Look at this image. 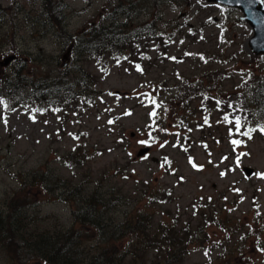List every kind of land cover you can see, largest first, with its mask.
<instances>
[{
	"label": "rangeland",
	"instance_id": "obj_1",
	"mask_svg": "<svg viewBox=\"0 0 264 264\" xmlns=\"http://www.w3.org/2000/svg\"><path fill=\"white\" fill-rule=\"evenodd\" d=\"M61 2L69 36L87 34L98 23L122 25L128 16L135 27H151L152 22L156 37L167 43H150L146 58L139 50L133 60L99 63L82 52L64 59L70 41L62 40L51 24L45 0H0V210L23 182L36 191L40 178L49 174L62 189L53 187L44 196L37 191L40 205L29 214L53 233L74 227L73 211L97 189L106 198L116 197L105 235L89 232L87 254L106 241L126 248L130 241L120 240L122 223L134 210L156 215V227L179 219L180 224L192 220L198 228L201 214L214 213L225 229L205 227L208 238L201 237L204 241L186 264H264V136L256 133L241 141L234 117L235 104L250 98L245 88L249 78L264 83V58L254 62L249 46L253 30L241 21V11L207 0ZM12 56L17 61L1 66ZM80 69L96 83L90 97L70 109L50 108L39 93L33 94L29 80L75 82L83 76ZM16 72L24 87L8 95L5 81L15 84ZM199 85L222 106L194 114L205 108L203 95L188 110L180 104L179 114L192 116L183 130L163 111L184 89ZM197 123L206 128L196 129ZM159 127L162 136L155 131ZM147 147L150 153L139 157ZM244 167L255 169L254 176L248 178ZM79 185L82 189H75ZM235 226L231 236L228 230ZM28 259L25 264H45ZM0 264H8L2 244Z\"/></svg>",
	"mask_w": 264,
	"mask_h": 264
},
{
	"label": "trees",
	"instance_id": "obj_2",
	"mask_svg": "<svg viewBox=\"0 0 264 264\" xmlns=\"http://www.w3.org/2000/svg\"><path fill=\"white\" fill-rule=\"evenodd\" d=\"M64 11L61 0H56V2L45 0L47 17L53 27L63 34L62 40L70 41L73 53L82 52L99 63L107 58L119 61L126 57L128 60H133L135 55H139V50L143 52L141 58H146L149 56L150 43L158 41L159 45L167 43L165 38L156 37V28L152 22L151 27L148 25L135 27L131 17L128 16L127 22L122 25L116 21H112L109 25L98 23L87 34L72 37L66 32L67 17ZM144 36H147L146 41L142 39ZM144 46H147L146 51H144ZM167 46L168 44L164 48ZM253 58L258 65L264 57L254 56ZM255 70L259 73L258 67ZM81 71H83V76L77 78L75 82L55 79L43 82L29 80L33 94L39 93L41 100H44L50 108L66 111L80 99H88L91 90H94L96 82H94L93 75L85 70ZM12 80L16 81L15 84H12L9 79L5 81L4 89L8 95L24 87L23 76L19 72H16ZM245 88L248 89L250 98L244 96L240 102L235 104L236 109L234 110V117L241 121L242 133L251 128L258 129L264 126V83H256L253 78H249L248 86ZM204 89L203 85L196 86L194 89H184L176 101L170 105L166 104L163 116L171 123L178 120L184 130L188 127L192 116L179 114L180 104L184 110H188L191 108V103L204 97L201 106L204 105L205 108L195 109L193 113L207 114L217 110L216 107L221 102L213 101L209 95L205 96ZM196 125V129L206 128L205 123ZM165 127H169V124ZM158 133L163 135L161 129ZM256 133L260 132H252L251 137L253 138ZM246 138L248 137L243 135L240 140L243 141ZM33 179H37L36 173L33 174ZM40 180L42 181L41 186L39 189L36 188V191L32 184L23 182L6 207L0 210V244L3 245L7 254L8 264H25L29 261V257L38 258L45 264H186L187 257L193 248L204 241L201 237L208 238L204 231L205 227L213 225L225 229L226 224L216 220L214 213H211V216L207 213L201 214L203 223L198 228L192 220L180 224L179 219H176L173 224L160 222L156 227V215L139 209L132 211L122 223L120 240L129 239L130 241L126 248L125 244L106 241L97 252L87 254L85 240L89 232L99 233V236L105 235L106 219L108 214L116 209V197L106 198L97 189L83 200L80 208L73 211L75 226L66 233L60 230L53 233L49 229H42L39 225L41 219L36 218L34 214H29V211L40 205L37 191L43 193L44 196L46 192H51L53 187L62 189V186L59 182L55 183L53 176L49 174ZM36 185L38 187V181ZM75 189H82V186H76ZM237 229V226L230 227L228 231L233 236L232 234L236 235ZM209 264H214V261Z\"/></svg>",
	"mask_w": 264,
	"mask_h": 264
},
{
	"label": "water",
	"instance_id": "obj_3",
	"mask_svg": "<svg viewBox=\"0 0 264 264\" xmlns=\"http://www.w3.org/2000/svg\"><path fill=\"white\" fill-rule=\"evenodd\" d=\"M209 3H217L230 8L239 9L244 15L241 20L248 23L253 29V36L249 41V46L252 53L256 56H264V4L255 3L252 5V11L248 10V7L243 3L229 2V0H208ZM70 54L68 51L65 58ZM17 57L12 56L6 58L1 64L2 66H9L12 62L16 61ZM150 152L149 148L143 149L139 156H144ZM248 177L254 174V170L251 168H244Z\"/></svg>",
	"mask_w": 264,
	"mask_h": 264
},
{
	"label": "snow or ice",
	"instance_id": "obj_4",
	"mask_svg": "<svg viewBox=\"0 0 264 264\" xmlns=\"http://www.w3.org/2000/svg\"><path fill=\"white\" fill-rule=\"evenodd\" d=\"M229 2H235V3H243L245 4L247 7H248V10L251 12L252 11V5L255 4V3H260V4H264V0H229ZM175 59V58H173ZM138 70H139V66H137ZM153 116L156 115L155 112L152 113ZM225 120L227 121L228 118L225 117ZM206 122H207V118H206ZM111 123V121H110ZM242 125H241V121L239 118H237L235 120V128L237 130V132H240V129H241ZM255 131H259L260 133L264 134V126H261L260 128L256 129V128H251V129H248L247 131H244L243 133H241L242 135L244 136H247L249 137V139H251V133L252 132H255ZM78 138V137H77ZM232 143L234 145H239L241 143V141L239 140H233ZM242 155H246V154H242ZM237 163L239 164V158L237 159Z\"/></svg>",
	"mask_w": 264,
	"mask_h": 264
}]
</instances>
